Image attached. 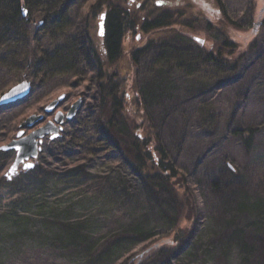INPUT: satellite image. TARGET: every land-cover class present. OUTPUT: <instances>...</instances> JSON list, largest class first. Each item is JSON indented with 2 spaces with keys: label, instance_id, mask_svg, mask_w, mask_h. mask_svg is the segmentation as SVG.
<instances>
[{
  "label": "trees",
  "instance_id": "1",
  "mask_svg": "<svg viewBox=\"0 0 264 264\" xmlns=\"http://www.w3.org/2000/svg\"><path fill=\"white\" fill-rule=\"evenodd\" d=\"M89 1L0 0V94L8 86L21 81L43 85L56 78L82 77L87 72L92 73L90 84L95 85L98 94L95 116H90L93 118L86 123V117L77 123L74 119L70 123L69 138L85 157L94 155L85 153L86 149H98L95 151L105 153L109 160L122 166L113 180L107 177L106 181L91 176L89 169L75 165L62 172L37 166L11 181L1 177L0 189L4 186L7 191V204L4 213L0 214V226L5 224L4 218H7V224L16 228L20 226L17 216H38L40 231L37 234L41 235L47 248L63 251L72 244L82 248L80 252L84 260L70 258L76 264L85 261L84 264H151L152 259L158 261L167 257L168 247H173L176 254L182 256V264H195L194 256L209 257L210 260L216 256L232 264H264V165H257L260 171L252 169L257 180L244 176L240 181L239 177L231 175L234 181H205L203 187L194 181V184L187 185L185 171L178 166L151 121L150 108L164 100L168 91L159 78L164 63L186 59V54L180 55L179 52L184 48L168 47L165 41L152 46L154 41H149L145 48L131 52L132 71L121 73L112 68L121 58L126 34L137 29L142 33L163 29L172 40L179 38L190 46L192 41L188 37L169 30L172 26L190 28L184 13L159 12L151 0H146L141 8L145 14L141 17L126 9V1L92 0L86 8V21L82 26L78 23L79 18ZM216 2L224 12L226 6L223 2ZM22 6L26 10L25 17L22 16ZM102 13L106 14L105 34L98 39L94 38L93 29ZM223 16L228 18L225 12ZM154 49L160 50V53H154L156 63L152 68L156 70L154 77L158 78L153 82V77L148 82L141 75L139 78L138 65ZM232 49V44L225 40L215 51L205 53L199 60L207 65L234 70L235 63L227 59ZM131 89L136 99L127 103L126 96ZM130 111H133L134 119L128 121L122 114ZM244 131L237 132L242 134ZM246 132L249 135L243 136V142L250 149L254 131L249 129ZM12 157V153L0 152V165L7 164ZM48 160L50 162L53 157ZM123 168L136 181L131 188L120 173ZM95 178L92 201L100 208H109V213L103 217H113L117 213L124 215L126 205L138 194L147 206L154 203L152 208L162 209L158 210V217L161 226H166L168 213L160 206L157 196L166 190L169 201L177 205L179 198H183L184 185L190 188L194 197L195 218L200 219L202 211L204 215L211 211L217 216L207 217L203 226L193 227L186 235L182 233V227L172 231L166 226L158 231L155 225L147 226L145 217L149 210L143 209L141 203L138 214L127 217L129 223L118 221L109 235L102 236L98 230L104 223L95 218L90 223V219L79 216L71 201L67 200L69 196L85 192L84 186ZM240 185L244 190L230 191L231 187ZM252 186L255 190L247 191L246 188ZM2 201L0 196V203ZM9 230V234H13L14 231ZM119 236L127 241L137 238L139 243L149 242L150 245L133 257H126L127 252H121V247L109 249L117 246L115 241Z\"/></svg>",
  "mask_w": 264,
  "mask_h": 264
},
{
  "label": "rangeland",
  "instance_id": "2",
  "mask_svg": "<svg viewBox=\"0 0 264 264\" xmlns=\"http://www.w3.org/2000/svg\"><path fill=\"white\" fill-rule=\"evenodd\" d=\"M93 1L85 3L81 17L79 16V24L85 23L86 8ZM123 1H126V9H129L131 13L135 11L144 17L145 13L141 12V8L146 0ZM156 1L158 0H151V3L155 6ZM164 1L168 4L157 7L159 12H169L171 15L178 12L184 13L186 23L190 25L188 29L172 26L169 30L188 37L192 41L191 45L187 47V44H184L179 38L172 40L163 29L148 33H142L140 29H137L134 31L135 33L128 32L126 34L122 44L121 58L112 68L121 73L132 71L131 52L145 48L149 41H154L152 46L158 43L164 44L165 41L168 47H183L184 49L179 52L180 55L186 54V59L170 64L164 63L165 68L159 75L168 91L164 100L150 108L149 113L154 128L159 132L178 166L185 171L187 185L194 184V181L198 183L199 187H203L205 181H234L231 175L239 177L240 181L244 176L257 180L252 169L257 170L259 169L257 165H264V18L261 19L262 22L258 18L264 0H221L226 6L224 12L228 16L227 19L217 5V0H178L175 6L173 4L176 0ZM170 4L173 7H169ZM257 22H261V25L254 27ZM97 23L94 24V38H96ZM137 36L139 39H136ZM194 37L202 39L203 44L197 43ZM225 40H228L233 47L227 59L230 63H235L234 70L200 62L201 56L215 51ZM95 44H98L97 40H95ZM166 46L164 48H167ZM157 49L148 52L138 65L139 78L141 75V78L148 82H151L155 75L156 70L153 71L152 68L156 63L154 53H160V50ZM189 49L191 51H185ZM187 53L191 56L189 57ZM192 54L194 55L192 56ZM154 69H159V67ZM91 74L87 72L82 77L56 78L43 85L38 83L32 85L28 81L32 90L27 98L6 108H0L2 109L0 110L1 147L15 137L19 131L20 123L30 115L44 114L43 109L61 95H64L65 98L57 111L64 114L72 104L78 100L81 101L79 111L72 120H65L61 131H59V136L53 141L44 139L39 145L40 152L37 159L30 161L34 164L33 168L30 170L20 169L19 174L31 171L37 166H44L47 169L54 168L58 170L57 172H62L69 171L70 167L75 165L89 169L91 176L105 181L107 177L114 179L122 165L109 160V156L105 153L96 152L95 150L99 151L98 149H86L85 153L94 155L85 157L69 138L71 135L70 123L74 119L77 123L86 117L84 122L86 123L95 116L94 109L98 105V94L95 85L90 84L93 81ZM157 78L154 77L153 82ZM15 84L17 83L13 85ZM12 86H8L6 90ZM126 98L127 103L135 101L132 89L128 90ZM132 112L123 113L124 119L128 121L134 119ZM52 119L53 114L44 116V121H52ZM249 129L254 131V136L250 149H247L243 142V136L249 135L246 132ZM240 130L246 131L239 134L237 131ZM142 133L144 132L142 131ZM50 157H53V160L49 162ZM11 162L12 159L7 164L0 165V178L4 177ZM120 173L130 188L132 183L136 185V181L128 175L124 168ZM96 179L84 186L85 192L77 194L86 198H80L75 194L74 197H67V200L71 201L74 211L83 218H89L90 223L93 218L104 223L103 228L100 227L98 230L102 236L109 235L118 225V221L129 223L130 220L127 217L132 213L138 214L137 209L141 203L143 209L149 210L145 217L147 226L155 225L158 227L155 230L158 231L166 226L171 227L172 231L182 227V233L186 235L193 227L203 226L207 217L217 216L215 212H206L204 215L202 211L201 218H195L194 197L190 188L184 185V199L180 197L178 200L180 202L177 205L169 201L166 190L157 196L160 206L165 208L168 213L166 226H161L158 217V210L162 209L160 207L152 208L154 203L147 206L143 199L137 196L138 194L135 195L132 202L126 205L127 209L124 215L117 213L113 217H103L109 213V208H100L95 201H92ZM253 187L246 189L252 192L255 190ZM240 189L244 190V186L231 187L230 191ZM76 191L79 190H73V192ZM0 196L1 200L3 198L0 203V214H2L7 204V191L4 186L0 189ZM22 213L20 214L22 215ZM38 219V216L31 214L29 217L26 215L17 216L16 220L20 226H16V228L7 224V218L2 219L5 223L0 226V230L3 231H0V260L2 264H76L71 261V257L84 260V256L80 252L82 248H78L76 244H72V247L65 248L66 250L63 251L47 248L48 245L41 240V235L37 234L40 231ZM9 229L14 231L13 234H9ZM120 236L115 241L117 246L109 247V249L121 247V252H127L126 257H133L150 245L149 242L139 243L137 238L127 241ZM36 238L38 240H35ZM7 240L9 243H6ZM165 256L167 257L158 261L156 258L150 260L153 262L151 264L183 263L182 256L177 255L173 247L166 249ZM208 258L194 256L193 262L195 264H232L231 261L224 262L216 256L211 260Z\"/></svg>",
  "mask_w": 264,
  "mask_h": 264
},
{
  "label": "water",
  "instance_id": "3",
  "mask_svg": "<svg viewBox=\"0 0 264 264\" xmlns=\"http://www.w3.org/2000/svg\"><path fill=\"white\" fill-rule=\"evenodd\" d=\"M166 4L167 3L164 1H157L155 3L156 7H161ZM263 11L264 8L260 11V14H262ZM22 16H26V10L24 6H22ZM105 19L106 15L104 13L101 14L97 32L99 37L104 36ZM137 39H139L138 36ZM195 41L203 44V40L195 39ZM30 92L31 87L27 82L19 83L0 96V107H5L23 100L29 96ZM64 98V95H61L60 97H58V99L52 101L45 107L44 112L46 114L54 113V111L58 108ZM80 106L81 101L78 100L70 106L66 115L61 111H57L54 115L53 121L46 122L43 126L31 131L28 135H25V130L33 129L37 124L41 123L44 120L43 115H31L20 124V130L17 132L14 139L11 140L8 144L0 147V151H13L15 153L13 162L5 175L8 180H10L17 174L20 166H22L23 170H30L33 168L34 164L28 162L30 160L37 159L38 153L40 152L39 145L42 143L43 139L47 137H49L50 141L56 139L59 136V131H61V126L63 125L65 120H72L75 114L79 111Z\"/></svg>",
  "mask_w": 264,
  "mask_h": 264
},
{
  "label": "flooded vegetation",
  "instance_id": "4",
  "mask_svg": "<svg viewBox=\"0 0 264 264\" xmlns=\"http://www.w3.org/2000/svg\"><path fill=\"white\" fill-rule=\"evenodd\" d=\"M177 2H178V0L175 1V3L173 4V6H175ZM173 6H172V4L169 5V7H173ZM258 18H259V17H258ZM262 18H264V15L262 16ZM262 18H260V20H261ZM261 21H262V20H261ZM259 25H261V22H257L256 27H259Z\"/></svg>",
  "mask_w": 264,
  "mask_h": 264
}]
</instances>
